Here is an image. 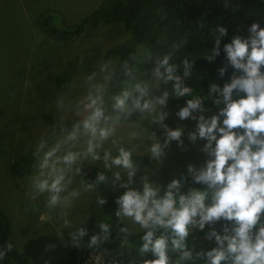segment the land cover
Masks as SVG:
<instances>
[{"label":"clouds","instance_id":"clouds-1","mask_svg":"<svg viewBox=\"0 0 264 264\" xmlns=\"http://www.w3.org/2000/svg\"><path fill=\"white\" fill-rule=\"evenodd\" d=\"M213 33L214 46L202 55L209 62L220 54L227 29L217 26ZM248 33L223 44L236 71L222 87L211 83L207 93L184 83L192 62L185 57L183 74H177L173 51L154 54L144 49L118 63H99L76 92L56 99L61 120L33 149L31 199L42 198L43 206L56 213L59 229H69L76 243L86 233V217L79 224L70 219L75 202L102 182L118 184L124 191L116 198L114 215L121 225L118 244L130 256L127 264H264V26L253 22ZM218 71L223 76L226 69ZM169 82L170 89L162 87ZM213 94L212 103L222 106L206 115L211 109L205 101ZM170 96L187 97L176 115L195 119L188 139L204 141V163L187 165L188 176L201 187L182 190L183 176L160 185L146 175L139 189L130 187L142 156L159 163L171 141L183 145V126L163 123ZM153 124L164 127L163 141L150 131ZM97 162L102 167L86 179L85 164ZM96 203L103 205L105 198L98 195ZM99 228L89 238V248H101L109 240V223L102 221ZM197 231L211 246L190 243ZM12 248L10 242L0 247V261ZM107 254L101 248L93 264H123L105 261Z\"/></svg>","mask_w":264,"mask_h":264},{"label":"rangeland","instance_id":"rangeland-1","mask_svg":"<svg viewBox=\"0 0 264 264\" xmlns=\"http://www.w3.org/2000/svg\"><path fill=\"white\" fill-rule=\"evenodd\" d=\"M100 1L0 0V206L10 218L14 245L26 252L30 264L65 262L70 230L59 229L56 213L43 206L42 198L31 199L28 178L32 171L16 176L11 165L16 158L34 149L45 135L48 124L42 114H52L59 123L61 116L56 110V99L76 92L84 76L99 63H114L106 60L104 53L113 44L130 36L124 23L115 21L99 24L81 36L59 40L42 31L37 18L41 12L49 10L58 24L71 25ZM62 72L70 73L65 89L56 84V77ZM164 110L167 112L164 124L170 128L183 126V145L171 141L159 163L145 155L149 162L138 165L130 187L139 189L145 175L161 185L168 177L186 171L189 163L200 167L207 158L201 151L204 141L188 139V133L195 130V119L180 120L176 115L178 108L168 102ZM215 112L211 109L206 115ZM150 131L163 141V126L156 124ZM96 165L102 166V163L97 162ZM88 166L85 164V168ZM114 189L118 195L124 191L118 184ZM97 196V191L90 196L82 193L75 202L70 219L77 224L85 217L86 221L90 211L97 206ZM49 215L53 217L52 221L47 219ZM105 222L114 227L108 213L105 214ZM201 240V235L191 234V244L196 245ZM120 250L125 252L122 248Z\"/></svg>","mask_w":264,"mask_h":264},{"label":"trees","instance_id":"trees-1","mask_svg":"<svg viewBox=\"0 0 264 264\" xmlns=\"http://www.w3.org/2000/svg\"><path fill=\"white\" fill-rule=\"evenodd\" d=\"M54 16L49 10H45L38 16L37 24L46 34L59 40L81 36L99 24L123 22L125 28L130 32V36L113 44L104 53L106 60L118 63L136 56L144 49H148L154 54L173 51L172 62L177 65V74H183L181 61L185 57L192 62L190 75L184 78V83L197 93H207L211 83L215 82L222 87L236 71L226 60L223 44L230 42L235 35L242 38L247 37L248 28L253 22L264 26V0H102L74 24H58ZM217 26H224L227 29V35L221 40L220 54L209 62L202 55L214 46L215 33L213 32ZM221 67L226 69L223 76L218 71ZM69 81V72H62L56 77V84L60 89H65ZM170 86L171 82L168 85H162L169 89ZM233 95L236 93L234 92ZM214 96L215 94L205 101V106L218 111L219 106L212 103ZM186 99L187 97L170 96L167 102L179 109L184 105ZM42 115L48 124L45 133L47 134L50 128L58 123L52 114L43 113ZM155 125L153 124L151 129ZM32 153L33 149L13 161L11 171L14 175L23 176L32 171L34 163ZM148 162L149 158L144 155L138 160V165H146ZM100 167L102 166L96 164L86 167L85 178H94ZM181 176L185 177L182 190H186L188 187H201V185L193 183L187 170L168 177L161 185H166L173 177ZM96 191L99 196L105 198V203L90 211L88 219L84 221L86 233L78 242L74 243L69 234L66 260L56 264L80 263L88 257L91 251L101 248L116 253L118 261H122L123 264H127L130 259L126 252L120 250L121 247L118 244L121 225L114 212L117 207L115 201L119 195L115 191L114 185L109 182H102ZM106 213L110 214L114 223V227H110L109 240L104 241L101 248H89L88 240L91 235L100 233L99 224L102 221L105 222ZM193 234L202 237L200 243L197 242V247L211 246L209 241L203 239L202 232L197 231ZM134 239L138 240V234ZM6 242L12 243L13 248L5 255L3 261H0V264H30L26 252L14 245L10 218L0 206V247H3ZM148 258L151 256L149 255Z\"/></svg>","mask_w":264,"mask_h":264},{"label":"built area","instance_id":"built-area-1","mask_svg":"<svg viewBox=\"0 0 264 264\" xmlns=\"http://www.w3.org/2000/svg\"><path fill=\"white\" fill-rule=\"evenodd\" d=\"M100 250H101V249L96 250V251H91V252L89 253L88 257H87L85 260H83V261L80 262V263H76V264H93V259H92V258H93V256H94L97 252H99ZM113 259L118 260V259H117V255H116L115 253H112V252H109V251H108V254L104 256V260H105V261H110V260H113Z\"/></svg>","mask_w":264,"mask_h":264}]
</instances>
